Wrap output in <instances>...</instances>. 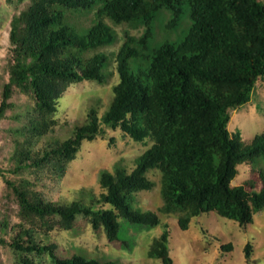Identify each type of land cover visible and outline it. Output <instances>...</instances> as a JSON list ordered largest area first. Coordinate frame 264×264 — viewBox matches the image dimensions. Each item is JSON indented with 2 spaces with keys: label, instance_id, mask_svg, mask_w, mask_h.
<instances>
[{
  "label": "trees",
  "instance_id": "trees-1",
  "mask_svg": "<svg viewBox=\"0 0 264 264\" xmlns=\"http://www.w3.org/2000/svg\"><path fill=\"white\" fill-rule=\"evenodd\" d=\"M31 1L11 19L7 62L0 74V122L13 107L16 91L32 101L26 107L27 123L13 129L24 137L14 141L15 165L0 166L21 219L9 245L19 255L47 253L53 264H122L81 254L59 257L55 245L36 239L35 224L51 228L50 220L57 217L63 228L71 229L84 216L94 230L104 228L110 241H122L120 219L158 226L162 224L158 212L133 205L137 193L155 187L148 176L152 170L161 174L159 211L178 214L182 230L194 217L210 212L241 226L252 223L264 210V132L245 143L241 131L231 132L228 125L232 112L249 103L257 83L264 80V0ZM186 9L191 25L171 38ZM164 11L169 17L166 14L157 28ZM83 16L90 24L79 23ZM121 24L141 32L124 31V41L113 56L119 81L107 108L100 114L92 105L68 138L47 143L35 154L33 148L57 122L59 100L66 90L83 81H108L114 53L100 49L118 42L115 26ZM114 131L145 144L150 139L151 144L131 170L121 164L112 171L101 170L98 195L90 193L83 201L65 204L51 202L33 190L31 180L9 177L49 164L64 171L84 141L107 138ZM243 163L258 171L259 190L252 180L247 182L251 189L232 185ZM163 227L148 255L174 264L169 224ZM223 247L231 251L233 246ZM251 249L248 243L247 258Z\"/></svg>",
  "mask_w": 264,
  "mask_h": 264
},
{
  "label": "rangeland",
  "instance_id": "rangeland-1",
  "mask_svg": "<svg viewBox=\"0 0 264 264\" xmlns=\"http://www.w3.org/2000/svg\"><path fill=\"white\" fill-rule=\"evenodd\" d=\"M32 3L31 0H0V74H3L10 46V22L15 14L20 13ZM169 13H161L157 28L166 21ZM90 18L80 17L79 23L90 24ZM191 25L189 10L186 9L176 33L185 31ZM119 33L118 42L100 50L112 55L111 75L105 84L94 81H83L71 85L59 100L58 112L55 115L56 124L33 148L35 154L43 150L47 143L68 138L74 125L82 122L92 105H97L99 113L107 108L112 96L113 86L119 81L114 62V55L124 41V31L140 34V29H133L127 24L115 26ZM13 107L7 111V118L0 122V166L11 168L15 165L11 160L14 141L18 137L14 130L27 123L26 107L31 105V98L16 91L11 99ZM228 128L231 132L240 130L245 143H250L254 137L264 132V80L257 83L252 100L232 112ZM137 142L122 133L110 132L107 138H97L84 141L77 157L66 165L64 171L46 165L41 169H27L21 174L9 177H23L31 180L33 190L44 199L51 202L70 203L86 199L84 195H98L102 189L99 184L100 171H112L116 164L125 165L128 170L135 166L136 158L151 144ZM239 173L232 180V185L243 184L251 189L248 181L255 182V190H259L262 182L257 170L251 164H240ZM156 185L152 190L137 193L134 206L142 210H152L159 213L162 224L148 227L132 225L120 219V239L128 241H110L104 228L94 230L89 219L79 216L73 228H63L59 218L50 221L52 227L41 226L36 221V239L45 245H55L59 257H70L81 254L99 260L117 261L122 264H163L161 259L148 255L151 243L159 237L163 224L168 223L171 231L169 239L170 254L174 264H264V210L254 215L252 223L241 226L237 221L220 216L216 212L204 213L194 217L190 227L182 230L178 225V214L166 215L159 211L163 200L160 192L161 174L157 170L148 173ZM88 199V198H87ZM21 221L19 204L0 175V264H24L23 259H29L33 264H53L47 253H29L19 255L9 243L13 235L14 225ZM17 230V229H16ZM4 240V242H3ZM232 244V250L223 246ZM252 245L251 255L246 257L245 248Z\"/></svg>",
  "mask_w": 264,
  "mask_h": 264
}]
</instances>
